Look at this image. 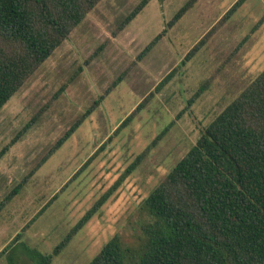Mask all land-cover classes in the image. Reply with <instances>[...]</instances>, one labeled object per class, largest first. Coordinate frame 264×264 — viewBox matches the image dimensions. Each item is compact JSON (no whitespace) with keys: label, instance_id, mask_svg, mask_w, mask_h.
I'll return each instance as SVG.
<instances>
[{"label":"rangeland","instance_id":"1","mask_svg":"<svg viewBox=\"0 0 264 264\" xmlns=\"http://www.w3.org/2000/svg\"><path fill=\"white\" fill-rule=\"evenodd\" d=\"M186 1L151 0L113 36L140 0H101L2 107L0 150L36 115L37 119L0 159V201L104 96L0 213V253L7 248L0 254V264H31L29 251L50 254L105 195L103 205L52 264H88L115 236L137 254L136 235L146 197L211 120L264 71V0H243L227 19L223 16L238 0H197L138 60L140 52ZM205 35L196 55L179 67ZM171 72L173 77L156 92ZM119 76L122 81L105 95ZM205 82L207 89L202 95L150 147ZM62 87L63 92L56 96ZM141 102L143 109L114 133ZM147 148L137 168L127 173ZM93 154L90 163L82 167ZM54 195L45 211L37 215ZM32 218L29 228L11 243Z\"/></svg>","mask_w":264,"mask_h":264},{"label":"trees","instance_id":"2","mask_svg":"<svg viewBox=\"0 0 264 264\" xmlns=\"http://www.w3.org/2000/svg\"><path fill=\"white\" fill-rule=\"evenodd\" d=\"M100 1L0 0V110ZM150 1L140 0L112 35L121 32ZM242 1L238 0L223 19H227ZM196 2L187 0L137 59L148 54ZM206 35L189 50L179 67L196 55ZM173 73L165 76L156 92L170 81ZM122 79L123 76H119L105 95ZM206 89L205 82L150 147L167 134ZM63 90L62 87L56 96ZM103 98H98L55 142L40 163L0 201V213ZM143 106L141 102L114 133L129 125ZM36 119L37 115L0 150V159ZM148 151L149 148L136 157L127 173L137 168ZM94 154L82 167L90 163ZM54 198L56 195L37 215L45 211ZM106 199L107 195L97 201L50 254L29 251L27 257L31 264H52ZM142 210L143 221L136 235L139 239L137 254L115 236L88 264H264V71L211 120L187 153L146 197ZM34 219L11 243L18 241Z\"/></svg>","mask_w":264,"mask_h":264},{"label":"crops","instance_id":"3","mask_svg":"<svg viewBox=\"0 0 264 264\" xmlns=\"http://www.w3.org/2000/svg\"><path fill=\"white\" fill-rule=\"evenodd\" d=\"M16 235H17V234H16ZM16 235H15V236H16Z\"/></svg>","mask_w":264,"mask_h":264}]
</instances>
